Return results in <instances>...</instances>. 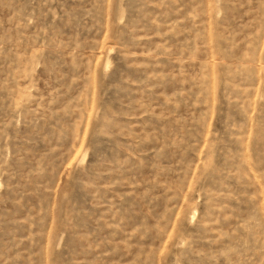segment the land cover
<instances>
[{
  "label": "rangeland",
  "instance_id": "obj_1",
  "mask_svg": "<svg viewBox=\"0 0 264 264\" xmlns=\"http://www.w3.org/2000/svg\"><path fill=\"white\" fill-rule=\"evenodd\" d=\"M0 264H264V0H0Z\"/></svg>",
  "mask_w": 264,
  "mask_h": 264
}]
</instances>
